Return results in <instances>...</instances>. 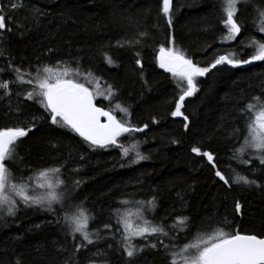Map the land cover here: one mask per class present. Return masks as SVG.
Wrapping results in <instances>:
<instances>
[{
	"label": "trees",
	"instance_id": "1",
	"mask_svg": "<svg viewBox=\"0 0 264 264\" xmlns=\"http://www.w3.org/2000/svg\"><path fill=\"white\" fill-rule=\"evenodd\" d=\"M23 2L25 7L9 11L6 29L0 30V52L4 53L0 56V79L14 80L12 67L30 69L34 75L38 66L63 61L76 68L78 62L82 73H91L88 86L94 91L106 93L111 85L118 93L117 102L131 114L125 117L117 112L118 119H129L136 127L148 126L144 132L120 138L130 149L138 144V150L148 158L132 164L129 160L135 149L129 157H122L119 148L92 151L82 138L51 125L38 104L15 94L31 90V86L11 85L13 95L0 98V129L35 124L33 131L18 142L19 156L10 165L13 182L23 178L30 183L39 170L59 167L67 203L63 210L59 204L48 211L46 207L19 203L15 216L0 212V264H16L17 259L21 264H65L81 240L79 236L72 239L62 217L65 212L74 213L78 205L94 218L89 221V231L100 230V239L76 255L78 264H127L129 258L121 246L123 228L116 223L115 210L119 208L122 213L136 202L153 198L152 210L143 205L144 219L169 231L178 217H188L189 230L169 231V237L135 238L134 244L145 247L138 264H168L159 240L177 245L171 249L175 252L195 242L198 235L206 237L213 229L223 227L225 218L241 232L264 233V165L255 159L240 163L235 150L242 141L233 136L236 128L242 136L247 123L240 110L253 102V97H264V62L236 68L218 65L197 77L198 91L186 98L182 109L188 116L185 122L183 117L171 115L179 89L171 74L160 69L156 61L159 47H171L169 41L173 39L175 46L201 67H210L219 56L229 53L249 59L253 49L244 47L247 36L264 42V32L257 30L259 20L251 7L247 11L241 8L243 30L235 43H222L227 30L222 23L221 0H173L171 29L160 12L162 0ZM255 2L264 7V0ZM145 32L147 35H142ZM118 42L125 46L119 47ZM128 42H132L130 46ZM105 54L112 58L111 64ZM96 103L109 109V101L103 96ZM184 123L189 125L187 130ZM193 147L211 152L216 168L206 157L196 155ZM243 158L250 159L247 153ZM217 169L231 179L245 176L261 186L227 188L215 176ZM77 180L81 181L78 187L74 184ZM236 202L241 204L240 213H235ZM134 217L135 224L141 223ZM105 224H110L111 230L105 229ZM177 236L178 240H170ZM150 244H157V248L146 247Z\"/></svg>",
	"mask_w": 264,
	"mask_h": 264
},
{
	"label": "snow or ice",
	"instance_id": "2",
	"mask_svg": "<svg viewBox=\"0 0 264 264\" xmlns=\"http://www.w3.org/2000/svg\"><path fill=\"white\" fill-rule=\"evenodd\" d=\"M221 6L224 13L222 23L224 29L227 30L226 35L222 37V43L236 40L237 36L241 34L243 28L239 22L240 15H243L241 8L247 11L251 7L256 12L259 20L257 30L264 32V7L257 4L255 0H221ZM22 7H25L23 0H7L6 3L0 0V30L6 29L5 21L9 11H16ZM160 12L165 18L168 28L171 29L174 15L173 0H162ZM11 30V28H7V31L10 32ZM142 35L146 36L147 33H142ZM135 42L139 43L138 40ZM169 42L172 44L171 47L164 45L159 47L156 61L160 69L171 74L177 89H179L180 94L175 102V110L171 112V115L183 117L185 122L188 121V116L184 114L182 109L186 98L192 97L198 91L197 77L205 76L218 65L228 64L236 68L251 65L257 61L264 62V42L255 39L244 45L245 48L253 49L249 59L241 60L236 57L235 53H229L219 56L210 67H201L194 63L182 49L175 46L174 39ZM128 43L130 46L132 42ZM118 46L124 47L125 45L118 42ZM0 56H4V53L0 52ZM105 58L107 63H112L110 56L105 54ZM136 63L143 68L140 60H137ZM9 65L11 67V62ZM11 71L15 73L14 80L0 79V98H10L13 95L11 88L13 84L29 85L31 90L23 93L17 91L15 94L17 96L23 95L25 100L38 104L48 114L51 125L66 129L82 138V141L92 151L119 148L122 157H129L131 151L135 149L134 156L129 160V163L132 164L148 158L138 150V144L133 145L130 149L120 142V138L126 134L144 132L148 126L136 127L129 119H118L117 112L123 113L125 117L131 115L127 107L117 102L118 93L113 90L111 85L108 86L106 93L91 90L88 86L92 83L88 79L91 73H82L78 62L76 68L69 67L63 61L53 66H38L35 68L34 75L30 69L22 70L19 67H12ZM0 72H3V69H0ZM81 79L84 82H81ZM100 96L109 101L108 110L97 105L96 101ZM240 114L246 115L247 123L242 136L239 128L233 130L234 138L237 141H242L240 147L235 150V155L241 158L240 163L242 164H248L251 159H255L259 160L260 165H264V97H253V102L241 109ZM40 118L43 119V117ZM35 119L36 117H33V121ZM153 122L156 123V121ZM34 127L35 124L33 123L30 127L0 129V212H5L8 216L16 215L19 203H23L25 207H46L48 211L55 210L54 204H59L63 210L67 203V198L62 195V191L58 192V189H62L65 183L59 178L61 173L59 167L39 170L38 176L41 182L36 185V188L42 189V192H37L36 188H32L29 192V183L23 181V178L19 182H13L15 178L12 175L10 165H14L19 156L17 152L18 142H22V138L27 137ZM188 127V123H184L185 130ZM192 151L196 155L206 157L208 163L216 168L211 152H201L199 147H193ZM246 153L250 159L243 158ZM215 176L227 188H231L233 185L261 186L257 184L256 180L248 179L245 176H236L235 179H231L219 169L215 171ZM31 179L29 177V181ZM80 183L79 180L74 182L76 187ZM181 200H183L182 197ZM136 203L138 211L135 214L127 210L121 213L119 208L114 213L117 217V225L123 228L121 246L129 258L127 264H138L137 258L145 250V247L133 243L135 238L169 237V231L177 229L187 231L190 225L188 217H178L173 225L169 226V231H166L162 224L154 225L143 217L145 211L143 205L146 203L149 210H152L155 205V198L147 202ZM121 204L127 205L129 201H122ZM240 211L241 204L236 202L235 213H240ZM132 215H136L141 223L131 222ZM62 219L69 229L68 234L72 239L76 240L79 236L81 240L65 264H78L75 259L76 255L87 245H92L100 239V230L97 229L94 233L89 231V221L94 218L88 214L87 209L82 205L76 206L74 213L65 212ZM221 223L223 227L213 229L211 234L206 237L198 235L195 242L186 243L175 252L171 249L177 245L171 243L165 245L163 240H159V244L165 250L168 264H264V233L241 232L238 228L233 227L227 218ZM111 227L110 224L104 225V228L108 230H111ZM225 228L229 230H225ZM172 239L178 240L179 237H170V240ZM146 247L156 249L157 244H150ZM176 257H179V260ZM16 264H21V261L17 259ZM90 264H94V262H90Z\"/></svg>",
	"mask_w": 264,
	"mask_h": 264
},
{
	"label": "rangeland",
	"instance_id": "3",
	"mask_svg": "<svg viewBox=\"0 0 264 264\" xmlns=\"http://www.w3.org/2000/svg\"><path fill=\"white\" fill-rule=\"evenodd\" d=\"M242 30H243V28H242ZM241 32H242V31H241ZM247 38H248V43H249V42L254 38V36H252V35H248ZM236 39H237V38H236ZM235 41H236V40H233V41H230L229 43H235ZM248 43H247V44H248ZM90 89L94 91V88L90 87ZM119 113H120V112H119ZM120 114H123V113H120ZM123 115H124V114H123ZM39 182H41L39 176H37L35 179H33V180L29 183V186H30V187H29V192H31V189H32V188H36V185H37ZM36 191H37V192H42L43 190H42V189H39V188H36ZM58 192H61V189H58ZM132 207H133L132 209H129V208H128L129 210L127 209V211L131 213L133 210H135V209L137 210V209H138L137 205H133ZM125 210H126V209H124L122 213H124ZM132 216L134 217V215H132ZM134 218H135V217H134ZM136 218H137V216H136ZM131 222L136 223L135 221L132 220V218H131Z\"/></svg>",
	"mask_w": 264,
	"mask_h": 264
},
{
	"label": "water",
	"instance_id": "4",
	"mask_svg": "<svg viewBox=\"0 0 264 264\" xmlns=\"http://www.w3.org/2000/svg\"><path fill=\"white\" fill-rule=\"evenodd\" d=\"M99 106V105H98ZM106 110V109H105Z\"/></svg>",
	"mask_w": 264,
	"mask_h": 264
},
{
	"label": "flooded vegetation",
	"instance_id": "5",
	"mask_svg": "<svg viewBox=\"0 0 264 264\" xmlns=\"http://www.w3.org/2000/svg\"><path fill=\"white\" fill-rule=\"evenodd\" d=\"M238 38V37H237Z\"/></svg>",
	"mask_w": 264,
	"mask_h": 264
}]
</instances>
